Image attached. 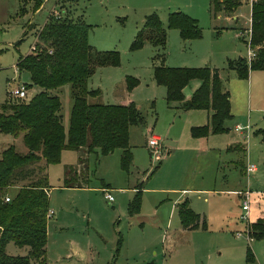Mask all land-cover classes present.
<instances>
[{"label":"rangeland","instance_id":"rangeland-1","mask_svg":"<svg viewBox=\"0 0 264 264\" xmlns=\"http://www.w3.org/2000/svg\"><path fill=\"white\" fill-rule=\"evenodd\" d=\"M37 2L41 5L34 10ZM250 5L242 0L235 13L238 21L222 29L231 20L224 13L213 20L209 0H0V105L21 101L9 96L20 85L29 86L23 101L32 99L37 87L31 86L26 71L18 72L17 61L32 52L50 15L72 12L74 19L91 27L88 43L94 51L119 57L117 66L98 68L88 80L89 90L101 91L89 102L133 103L143 117L142 124L129 129L133 157L129 174L121 169V150L86 156L85 175L77 182L81 188L63 185L65 172L80 168L79 152L65 150L58 164L46 167L53 212L47 224L46 264H264V240L247 237L252 224H264V77L259 80L264 73L250 71L247 80H240L226 69L227 60L247 58L243 30L250 29ZM176 12L197 22L199 39L184 41L178 30L168 28L169 15ZM152 14L166 31L165 49L145 44L131 50L145 18ZM25 31L28 35L17 46ZM155 66L218 69L231 96L232 117L224 123L227 132L193 138L192 113L180 115L167 107L166 89L153 78ZM127 77L138 82L131 92L126 90ZM198 82H190L186 92L193 93ZM54 94L67 128L72 108L69 85ZM203 115L196 113L194 121H202ZM235 127H248V137L235 132ZM151 136L161 138L158 159L147 148ZM11 140L0 135V153L9 144L20 154L27 153L22 135ZM247 163L257 171L247 175L243 168ZM138 184H142L140 210L130 216L128 205ZM201 190L209 193H197ZM105 192L113 197L112 203L104 199ZM244 192L250 194L247 221L241 220L242 197L237 195ZM180 199L204 219L205 230L181 231L174 210ZM28 251L13 242L5 246L9 256H26Z\"/></svg>","mask_w":264,"mask_h":264},{"label":"trees","instance_id":"trees-1","mask_svg":"<svg viewBox=\"0 0 264 264\" xmlns=\"http://www.w3.org/2000/svg\"><path fill=\"white\" fill-rule=\"evenodd\" d=\"M40 5L37 2L34 10ZM241 5L242 0H209V15L213 20L219 13L232 15ZM250 21V46L255 50V58L250 63L245 58L227 60V71H234L240 80H247L250 71H264V0L251 3ZM168 28L178 30L184 41L201 37L197 22L180 12L169 15ZM90 29L81 18L74 19L72 12H64L62 17L50 15L37 34L32 52L19 57L16 64L18 72L26 71L31 86L40 91L29 101H9L0 105V135L13 140L22 135L27 148L26 154H20L9 144L0 153V264H46L49 187L45 169L58 164L63 151H77L80 155L79 170L64 174L65 188L82 187L77 182L85 175V157L90 154L99 152L101 156H108L121 150V169L129 174L132 168L129 129L142 124L143 117L133 103L89 102L101 95L99 89L89 90L87 86L95 71L119 64L117 53H98L92 49L88 43ZM27 35L25 31L17 46ZM166 42V31L157 15L152 14L145 18L131 50L145 44L164 50ZM153 78L158 86L166 89L165 101L169 107L183 112L203 110L210 114L207 125L190 129L193 138L227 132L224 123L232 117L230 94L223 89L218 69L155 66ZM195 80L200 86L186 101L184 89ZM137 83L127 77L126 90L131 92ZM66 85L70 87L72 99L67 128L60 113V99L54 94ZM81 180L85 182V178ZM13 190L16 193L10 197ZM135 191L128 205L130 216L139 213L142 184H138ZM6 199L9 201L5 202ZM177 214L182 230L206 229L204 219L192 211L188 201L178 205ZM249 237L264 240L263 222L251 225ZM9 242L19 248L27 247L28 254L7 255L5 246ZM250 256L248 254V259Z\"/></svg>","mask_w":264,"mask_h":264},{"label":"built area","instance_id":"built-area-1","mask_svg":"<svg viewBox=\"0 0 264 264\" xmlns=\"http://www.w3.org/2000/svg\"><path fill=\"white\" fill-rule=\"evenodd\" d=\"M254 0H249L250 4L253 2ZM55 17H58L55 16ZM244 34H246L247 36V47H248V50H247V58H246V61L248 63H250L256 56V53H255V50L251 49V46H250V38H251V21H250V29L247 30L246 32H243ZM27 95H28V89L26 87V85H20L18 86L17 88L11 90L9 92V96L11 98H15L17 100H26L27 98ZM248 129L249 128H242V127H236V130L241 132L242 134H245L244 138H247L248 137ZM160 143H161V139L156 137V136H151L148 141H147V148L150 152V154L152 155V157H154V159H158L159 155H160V152H161V146H160ZM246 173H253L255 172L257 169L255 167V165H252V164H248L246 166ZM242 196V205H241V209H242V212H243V215L241 216V220L242 221H247V218H248V211H249V208H250V203H249V192H244L243 194H239ZM104 199L109 202V203H112L114 201L113 197L109 194V193H106L105 192V195H104ZM9 199H6L5 202H8ZM53 215V212L52 211H48L47 213V216L48 218L50 216ZM247 228V227H246ZM238 237H241V234H237ZM247 237L249 240H251V238L249 237V229L247 228Z\"/></svg>","mask_w":264,"mask_h":264},{"label":"crops","instance_id":"crops-1","mask_svg":"<svg viewBox=\"0 0 264 264\" xmlns=\"http://www.w3.org/2000/svg\"><path fill=\"white\" fill-rule=\"evenodd\" d=\"M237 11V10H236ZM236 11L231 15L232 17H229L230 15H228V17H226L225 19L226 20H231V24L228 26V25H225V27L224 28H222V29H226V28H231L230 26L232 25V23L233 22H237L238 21V17L235 15V13H236ZM217 19H220V15L218 16L217 15V17H216ZM216 20V19H215ZM214 28H216V27H214ZM245 30V29H244ZM243 30V32H245ZM218 34H220L219 32H218ZM215 68V67H214ZM231 72H233V73H235L234 71H231ZM258 72V71H257ZM254 72H251V76H250V80H249V82H248V89H249V91H250V89H251V85H252V74H253ZM259 73L260 74H263L264 73V71H259ZM248 77H249V75H248ZM264 76H261V77H259V80H261L262 78H263ZM200 86V82H198L197 83V87H196V89L198 88ZM222 86H223V84H222ZM195 89V90H196ZM223 89L224 90H226V91H228L227 90V88L225 87V86H223ZM194 90V91H195ZM40 90L37 88V89H35L34 90V94H36V93H38ZM194 91H193V93H194ZM193 93H187L186 92V90L184 89V96H185V99H186V101L187 100H189L190 99V97L192 96V94ZM228 93H229V91H228ZM230 94V93H229ZM230 99H231V96H230ZM231 101V100H230ZM127 102V101H126ZM128 104V103H127ZM167 105V104H166ZM167 107L170 109V110H172V111H174V112H176L177 114H180V115H186V114H188V113H192L191 114V116H190V120L192 121V126L193 127H202L204 124L205 125H207L208 124V119H209V117H210V114L207 112V111H187V112H183V111H181L180 109H178V108H176V107H169L168 105H167ZM196 113H203L204 115H203V118H202V121L200 120V118H198L199 120L198 121H194V115H196ZM191 117H193V118H191ZM192 128V127H191ZM190 128V129H191ZM245 128H248V127H245ZM235 132H237V133H239L241 136L243 135V137L245 136V134H242L241 132H239V131H237L236 130V127H235ZM248 132H249V129H248ZM156 137H158V136H156ZM158 138H160V137H158ZM12 139V138H11ZM161 139V138H160ZM13 140V139H12ZM11 140V141H12ZM169 155V153H167V156ZM161 161V160H160ZM132 163H133V161H132ZM247 165H248V163H247ZM246 165V166H247ZM246 166L244 165L243 166V168H244V170L246 169ZM257 171V170H256ZM255 171V172H256ZM245 172H246V170H245ZM254 173V172H253ZM248 174H250V173H248ZM247 174V175H248ZM135 192V191H134ZM199 192H206V193H209V191H205V190H201V191H197V193H199ZM16 193V192H15ZM14 193V194H15ZM14 194L13 195H11L10 197H13L14 196ZM241 194V193H240ZM237 195H239V194H237ZM240 197H242L241 195H239ZM249 196H250V194H249ZM204 201L205 202H207V200L206 199H204ZM182 202H181V199L179 200V203L178 204H176L175 205V208H174V210H176V212H177V207H178V205L179 204H181ZM190 206V205H189ZM193 211V210H192ZM249 211H250V208H249ZM249 211H248V219H249V216H250V214H249ZM177 216H178V214H177ZM249 223V222H248ZM253 223H254V221H253ZM251 224H252V222H251ZM181 226V225H180ZM182 228V227H181ZM181 231L182 232H185L184 230H182L181 229ZM188 232H190V231H188Z\"/></svg>","mask_w":264,"mask_h":264}]
</instances>
